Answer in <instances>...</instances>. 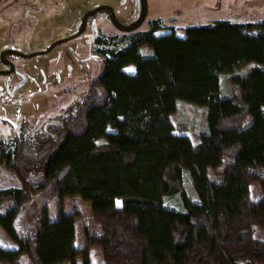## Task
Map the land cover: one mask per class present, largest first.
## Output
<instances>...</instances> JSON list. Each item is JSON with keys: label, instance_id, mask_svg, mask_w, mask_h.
<instances>
[{"label": "trees", "instance_id": "trees-1", "mask_svg": "<svg viewBox=\"0 0 264 264\" xmlns=\"http://www.w3.org/2000/svg\"><path fill=\"white\" fill-rule=\"evenodd\" d=\"M148 24L98 34L104 58L88 90L40 127L26 122L0 139V165L20 181L0 189V228L17 245L0 244V262L93 264L91 247L100 246V264H264V19L192 25L184 36L159 33L161 18ZM224 73H232L228 94ZM179 101L207 108L198 143L175 127ZM40 195L35 224L21 228L20 211ZM73 195L100 223L84 246L78 212L48 209L53 197ZM177 195L181 209L167 205Z\"/></svg>", "mask_w": 264, "mask_h": 264}, {"label": "rangeland", "instance_id": "rangeland-1", "mask_svg": "<svg viewBox=\"0 0 264 264\" xmlns=\"http://www.w3.org/2000/svg\"><path fill=\"white\" fill-rule=\"evenodd\" d=\"M108 5L116 14L117 20L125 27L135 25L143 13V0H0V70L5 67L6 59H13L18 64L12 75H0V139L14 138L22 124L28 122L40 127L44 122L72 104L80 94L88 90L90 81L102 69L103 56L93 44L95 37L101 32L107 34H124L120 32L110 19V10L102 9L92 13L84 32L75 36L82 27L84 15L95 8ZM147 18L137 30H147L148 20L161 18L166 29L159 33L174 29L180 36L186 34L185 28L192 25L213 23L217 20L231 22H259L264 19V0H147ZM61 41L52 50H48L55 42ZM14 49L22 54L34 56L23 57L1 53ZM255 63L244 64L233 73H246ZM135 65H128L126 70L134 72ZM131 70V71H129ZM20 71L22 72L20 74ZM232 73H224L221 78V93L233 91L229 77ZM11 78V79H10ZM13 84L8 85L10 81ZM20 80L18 83H16ZM9 81V82H7ZM11 92L12 94H8ZM207 108L187 101H179L172 115L177 130H184L198 143L202 133L207 129ZM184 150L183 153H187ZM20 181L15 173L6 165H0V189L19 187ZM182 186L190 196L197 200L190 178L185 175ZM261 185H251V196L258 199ZM45 196H37L28 202L20 211L18 223L27 229L35 224L40 214ZM119 206L122 199H117ZM118 205V203H117ZM167 205L181 209L182 198L174 196ZM49 213L55 217L60 211H76V244L84 246L87 232L99 230L100 223L94 217L91 203L80 195L53 197L48 202ZM0 244L6 247L17 245L12 242L7 232L0 228ZM90 260L93 264L103 262V251L100 246H92ZM82 264L81 257L77 259ZM0 264H7L0 262Z\"/></svg>", "mask_w": 264, "mask_h": 264}, {"label": "water", "instance_id": "water-1", "mask_svg": "<svg viewBox=\"0 0 264 264\" xmlns=\"http://www.w3.org/2000/svg\"><path fill=\"white\" fill-rule=\"evenodd\" d=\"M143 4H144V8H143V13H142V16L140 17V19L138 20V22L133 25V26H130V27H125L123 26L118 20H117V17H116V14L113 10L112 7L108 6V5H102V6H99L97 8H95L94 10L92 11H89L87 12L84 17H83V23H82V27H81V30L73 37H76L78 35H80L85 29H86V26H87V17L88 15L91 13V12H95V11H99L101 9H105V8H109L111 10V19H112V22L113 24L122 32H131V31H134V30H137L146 20L147 18V10H148V7H147V0H143ZM61 41H64L63 40H58L57 42H55L47 51H50L51 49H53L57 44H59ZM9 51V50H8ZM18 53L22 54L21 52L18 51ZM39 53H44V52H39ZM36 53L34 54H31V55H27V56H34ZM0 73H3V72H0Z\"/></svg>", "mask_w": 264, "mask_h": 264}, {"label": "flooded vegetation", "instance_id": "flooded-vegetation-1", "mask_svg": "<svg viewBox=\"0 0 264 264\" xmlns=\"http://www.w3.org/2000/svg\"><path fill=\"white\" fill-rule=\"evenodd\" d=\"M111 7V6H110ZM105 9H109V8H105ZM102 10V9H101ZM110 10V9H109ZM92 11V10H91ZM100 11V10H99ZM99 11H95V13H99ZM111 11V10H110ZM89 12V11H88ZM92 13H94V12H91L89 15H88V17H87V26H88V19H89V16L92 14ZM110 16H111V12H110ZM110 19H111V17H110ZM111 22H112V19H111ZM112 24H113V22H112ZM87 26H86V28H87ZM115 26V25H114ZM118 29V28H117ZM85 31V30H84ZM83 31V32H84ZM121 32V31H120ZM100 33H101V31H100ZM99 33V34H100ZM110 34H112V33H110ZM65 41V40H64ZM93 44H95L94 42H93ZM9 50V51H8ZM52 50V49H51ZM8 52H10V53H13V54H16V55H21V56H23L24 54H20V53H18V51H16V50H14V49H7V50H5V51H3L2 53H1V57L3 58V59H5L6 57H7V55H6V53H8ZM45 52H48L47 50L46 51H44V53ZM23 57H29V56H23ZM7 58H9V57H7ZM6 64H5V67L3 68V69H1L0 70V72H3V73H0V75H10L12 78H13V74L17 71V68H18V64L16 63V61H14L13 59H6V61H4ZM22 72L20 71V74H21ZM11 79V78H10ZM20 80H18L16 83H18ZM7 82H9V81H7ZM2 84H3V82H2ZM2 84L0 85V86H2ZM11 84H13V81L11 80L9 83H8V85H11ZM8 86H5V87H1L0 89H2L3 90V88H5L7 91H9V89L7 88ZM8 94H12L11 92H8ZM0 98H4L3 96H1ZM2 101H5V98L4 99H2Z\"/></svg>", "mask_w": 264, "mask_h": 264}, {"label": "snow or ice", "instance_id": "snow-or-ice-1", "mask_svg": "<svg viewBox=\"0 0 264 264\" xmlns=\"http://www.w3.org/2000/svg\"><path fill=\"white\" fill-rule=\"evenodd\" d=\"M129 71H131V70H129ZM118 203V206H119V202H117Z\"/></svg>", "mask_w": 264, "mask_h": 264}, {"label": "crops", "instance_id": "crops-1", "mask_svg": "<svg viewBox=\"0 0 264 264\" xmlns=\"http://www.w3.org/2000/svg\"><path fill=\"white\" fill-rule=\"evenodd\" d=\"M132 65V64H131Z\"/></svg>", "mask_w": 264, "mask_h": 264}]
</instances>
